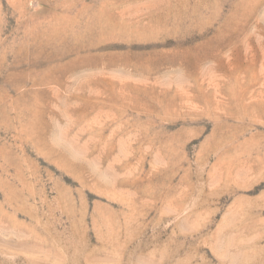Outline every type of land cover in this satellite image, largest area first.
I'll use <instances>...</instances> for the list:
<instances>
[{
	"label": "rangeland",
	"instance_id": "rangeland-1",
	"mask_svg": "<svg viewBox=\"0 0 264 264\" xmlns=\"http://www.w3.org/2000/svg\"><path fill=\"white\" fill-rule=\"evenodd\" d=\"M0 264H264V0H0Z\"/></svg>",
	"mask_w": 264,
	"mask_h": 264
}]
</instances>
